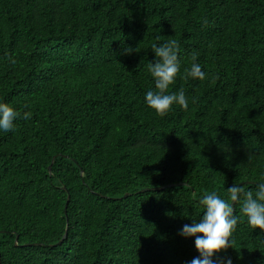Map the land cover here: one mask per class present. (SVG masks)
I'll list each match as a JSON object with an SVG mask.
<instances>
[{"label":"trees","instance_id":"trees-1","mask_svg":"<svg viewBox=\"0 0 264 264\" xmlns=\"http://www.w3.org/2000/svg\"><path fill=\"white\" fill-rule=\"evenodd\" d=\"M173 39L189 106L158 116L151 46ZM193 62L205 79L182 78ZM0 102L21 113L0 132V264H186L201 197L264 175V0H0ZM241 206L221 255L264 264Z\"/></svg>","mask_w":264,"mask_h":264},{"label":"clouds","instance_id":"clouds-1","mask_svg":"<svg viewBox=\"0 0 264 264\" xmlns=\"http://www.w3.org/2000/svg\"><path fill=\"white\" fill-rule=\"evenodd\" d=\"M153 59L149 62L147 71L154 81L155 90L145 93V104L153 109L158 116H165L174 105L186 110L189 100L181 88L174 92L168 89L175 83L180 73L178 58L179 47L176 41L167 40L160 44H152ZM126 54L137 52L136 48L126 46ZM195 59V58H193ZM14 63V61H13ZM199 63L193 62L185 70L182 78L205 79ZM21 117L19 110L8 103L0 102V132L15 130V121ZM22 118H31L30 112L22 114ZM261 182H256L253 189L245 190L238 184H231L226 188L227 197L231 204L216 191L203 195L199 201L204 211L198 220L192 219L190 224H184L178 231L183 238H192L198 255L187 261L186 264H233L230 256L221 255L233 248V234L236 231L240 218L235 215L234 205L242 202L240 212L246 218V223L254 231L259 229L257 237L264 236V175ZM264 243V239H261Z\"/></svg>","mask_w":264,"mask_h":264},{"label":"water","instance_id":"water-1","mask_svg":"<svg viewBox=\"0 0 264 264\" xmlns=\"http://www.w3.org/2000/svg\"><path fill=\"white\" fill-rule=\"evenodd\" d=\"M48 170L50 171V166H48ZM157 189H162V187H153V188H149L148 190H157ZM68 199H69V196H67V201H68ZM67 201H66V204H67ZM66 204H65V207H66ZM65 235H66V233L64 234V236L62 237V239L59 242H61L63 240V238L65 237Z\"/></svg>","mask_w":264,"mask_h":264}]
</instances>
